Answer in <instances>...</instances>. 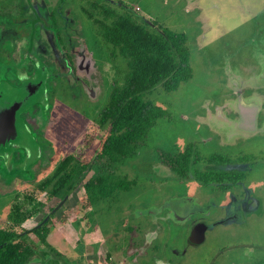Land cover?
<instances>
[{
    "label": "rangeland",
    "instance_id": "rangeland-1",
    "mask_svg": "<svg viewBox=\"0 0 264 264\" xmlns=\"http://www.w3.org/2000/svg\"><path fill=\"white\" fill-rule=\"evenodd\" d=\"M109 2L133 11L149 26L184 34L192 77L176 91L157 86L147 94L169 114L151 128L136 155L119 166L118 176L131 182L130 187L84 211L82 183L95 176L101 164L93 165L46 227V246L39 248L48 255L46 264H264V0ZM82 6L80 0H0L1 12L12 20L9 28L2 27L0 38L18 37L12 38L17 59L9 58L20 65L16 60L20 49L27 47L24 38L37 19L36 52L55 71L49 73L51 92L40 94L37 108L31 107L25 115L39 139L30 130V136L23 133L22 125L27 124H22V112L17 123L21 148L31 137L41 157L28 172L17 170L25 153L16 148L13 169L0 164L2 229H8L16 205L27 217L21 228L35 227L59 202L48 200L38 186L65 156L76 154L89 162L93 154L89 146L97 135L91 127L98 128V113L107 104L117 76L107 46ZM54 10L62 17L58 29L65 50L51 24ZM23 30L27 32L19 36ZM0 75L7 80L0 81L5 99H12L18 90L11 84L32 80L21 69L7 68L1 57ZM46 106L50 112L43 111ZM189 143L203 159L212 154L229 158V169L236 175L242 174L234 168L243 158L248 167L244 180L221 188L202 185L191 176L174 177L160 154L175 155ZM31 152L34 160L35 149ZM48 165L52 169L43 174ZM206 168L207 162L200 161L193 170ZM67 223L72 230L65 227ZM198 224L206 226L204 240L192 244L190 233ZM28 238L38 241L32 233Z\"/></svg>",
    "mask_w": 264,
    "mask_h": 264
},
{
    "label": "trees",
    "instance_id": "trees-1",
    "mask_svg": "<svg viewBox=\"0 0 264 264\" xmlns=\"http://www.w3.org/2000/svg\"><path fill=\"white\" fill-rule=\"evenodd\" d=\"M69 1L60 0L61 3ZM80 2H84V13L93 19L99 39L107 46V54L116 65L117 80L112 84L107 104L98 113V128L91 127V130H96L97 136L90 142L89 148L93 154L89 162L76 154L65 156L38 188L47 192L48 199L69 197L84 181L86 173H90L92 166L101 164L95 176H90L82 183L81 200L86 211L117 191H126L130 187L131 182L118 176L119 166L124 165L125 160L135 156L138 149L145 145L148 133L157 121L168 117L169 113L147 99V94L152 93L157 86L166 92L176 91L182 83L191 79L192 69L184 34L162 26H149L133 11L123 6L114 7L109 0H106L107 3L104 0ZM61 18L59 12L54 10L50 20L58 43L65 50V41L58 29ZM11 22V18L0 9V31L2 27L9 28ZM92 43L97 44L96 41ZM67 57L72 63V58ZM124 65L125 70H122ZM195 148L194 143H189L175 155L162 151L161 163L169 167L174 177L187 179L191 176L205 186L217 184L224 188L244 180L248 167L243 164V158H239L234 168L242 174L236 175L233 169H229V158L212 154L203 159ZM200 161H206L209 168L194 171L193 167ZM7 167L10 168L9 165ZM51 169L48 165L45 172ZM19 209L16 205L9 214L8 229L0 228V264H28L35 258L48 261V255L39 248L46 246V227L52 218L40 228L26 231L21 227L27 217ZM30 233L38 237L37 242L28 238ZM137 240L134 239L135 245L138 244L135 242ZM151 254L153 258L152 249Z\"/></svg>",
    "mask_w": 264,
    "mask_h": 264
},
{
    "label": "water",
    "instance_id": "water-1",
    "mask_svg": "<svg viewBox=\"0 0 264 264\" xmlns=\"http://www.w3.org/2000/svg\"><path fill=\"white\" fill-rule=\"evenodd\" d=\"M44 71L47 75V69H45ZM33 75L36 76L37 74L34 73ZM17 89L18 90H16V94L11 95L13 96L12 99H5L2 96L3 93L0 92V159L3 160L5 166H10L12 164L13 151L16 150V148L22 149V144H19L17 142L18 137L20 136L17 129V123L19 121L20 113L31 109L35 101L38 102L36 98V90H33L31 92L29 86L25 87V85L22 88ZM7 94L9 95V92H7ZM40 94L46 95L45 81L42 83V88L40 89L39 95ZM33 99L35 100L31 103L30 101ZM22 124L25 123L22 121ZM22 126L24 127L23 133L27 136H30V129L27 128L28 126ZM29 140L30 143L28 142ZM24 143L27 145L24 150L22 149L25 153V156L21 160L20 164L16 165L15 167L17 170L29 171L30 166L39 159V156H41V154H39L40 148L36 144L35 140L31 137L30 139L28 137ZM31 147L35 149V154H37L34 160H31V155L33 154L31 152ZM68 198V196H65V198L55 208H53V210L49 214H47L38 225L35 226V229H38L43 226L50 219V216L56 213L62 207V205L67 201ZM205 230L206 226L203 224H198L194 226L190 233L189 242H191L192 244L201 243L204 240ZM46 262V259L35 258L28 264H46Z\"/></svg>",
    "mask_w": 264,
    "mask_h": 264
},
{
    "label": "flooded vegetation",
    "instance_id": "flooded-vegetation-1",
    "mask_svg": "<svg viewBox=\"0 0 264 264\" xmlns=\"http://www.w3.org/2000/svg\"><path fill=\"white\" fill-rule=\"evenodd\" d=\"M36 22H37V19L34 21V23H32V24H30V26H29V31H28V34L25 36V38H24V40H25V44H27V47H25V45L23 46V48L22 49H20V53H19V57H20V59L19 60H16L17 62H20V65H18V66H16L15 64H14V60H12V59H10L9 57H12L13 59L15 58V59H17L16 58V56L14 57V53H16V51H15V46H14V44H13V40H12V38H14V40L16 41V39L15 38H18V37H16V36H13V35H11V36H8V37H4V38H0V41H1V44H0V57L2 58V60H3V64L5 65V66H7V68L8 67H14V68H17V69H21V71H22V73H24V72H26L27 74H28V77L29 76H31L32 77V80H30V81H28V80H25V81H19L18 83H16L15 85H13V84H11L13 87H16V88H19L21 85H22V83L23 82H25L24 83V85H25V87H27V86H29V89H31L30 91L32 92L33 90H36V92H37V94H36V98H37V100L39 101V93H40V89L42 88V83L44 82V81H46L45 83H46V86L48 85V83H49V81H51V80H53V79H51L50 77H49V73L50 72H52V73H54L55 71H54V69L52 68V66H50V68H49V65L45 62V57L44 56H40L37 52H36V46H35V37H38V32H37V28H36ZM7 30H10V29H7ZM2 31V30H1ZM0 31V32H1ZM27 31H25L24 32V30L23 31H21L20 33H19V36L22 34V35H24V33H26ZM13 36V37H12ZM8 59V60H7ZM9 60H11V63H7ZM23 60V62L24 63H22L21 61ZM31 67V68H30ZM45 69H47V75H46V73H45ZM49 70V71H48ZM12 72H14V70H12ZM34 73H36L37 75L36 76H34L33 74ZM30 77V78H31ZM0 81H7L6 80V77L4 76H1L0 75ZM44 80V81H43ZM7 83H9V82H7ZM27 85V86H26ZM38 85H39V87H38ZM33 88V89H32ZM39 88V89H38ZM46 91L49 93V92H51V88H49V86H47V88H46ZM35 99H33V100H31L30 102L32 103L33 101H34ZM48 100H49V98H48ZM41 101H43V100H41ZM36 104L34 103L33 105H32V107L33 106H35ZM48 106H46V107H43V111H46V112H50V108H47ZM33 108H37V106H35V107H33ZM30 110V109H29ZM28 112V110L27 111H25V112H23L22 113V119H23V121H24V123H26L27 124V126L29 127V129H30V131L32 132V130H31V128H30V123L29 122H27V119L25 118V115H26V113ZM49 114V113H48ZM50 115V114H49ZM51 116V115H50ZM24 118H25V120H24ZM32 134L35 136V134H34V132H32ZM35 139L37 140V139H39V138H37V136H35ZM42 154V153H41ZM41 157V156H40ZM0 164L2 165V164H4L3 163V161L2 160H0ZM13 169V167L10 165V168H9V170H12ZM26 172H28V171H26ZM42 174V173H41ZM40 174V175H41ZM43 174H48V172H44ZM40 175L38 176V178L40 177ZM48 195V194H47ZM53 198H56V197H53ZM53 198H51V199H53ZM48 199V198H47ZM51 199H48V200H51ZM56 199H58L59 200V202L57 203V205L64 199H59V198H56ZM56 205V206H57ZM55 206V207H56ZM63 206V205H62ZM55 207H52L51 208V210L47 213V214H49L52 210H53V208H55ZM46 214V215H47ZM55 214V213H54ZM53 214V215H54ZM45 215V216H46ZM53 215H51V216H53ZM45 216H44V218H45ZM43 218V219H44ZM52 217H50V219H51ZM42 219V220H43ZM41 220V221H42ZM40 221V222H41ZM39 222V223H40ZM38 223V224H39ZM37 224V225H38ZM33 228H35V227H33ZM32 228V229H33ZM32 229H29V230H26V231H31ZM99 250H100V247H99ZM78 261H76V263H77ZM98 263H103V262H101V261H97Z\"/></svg>",
    "mask_w": 264,
    "mask_h": 264
},
{
    "label": "crops",
    "instance_id": "crops-1",
    "mask_svg": "<svg viewBox=\"0 0 264 264\" xmlns=\"http://www.w3.org/2000/svg\"><path fill=\"white\" fill-rule=\"evenodd\" d=\"M70 199H71V198H70ZM70 199H69V200H70ZM74 205H76V203H75ZM150 215H152V214H150ZM65 227H69V228L72 230L70 224H68V223L65 225ZM147 231H148V230H147ZM93 233H97V231H95V232H93ZM89 234H90V233H88V234L86 233V236H89ZM144 236H145V235H144ZM49 237H50V235H48V238H49ZM48 238H47V240H48ZM101 245H102V244L99 243L98 248H99V247H102ZM92 249H94V248H92ZM100 249L102 250V248H100ZM98 251H99V250H98ZM108 253H109V252H108ZM110 255H111V257H112L111 259L116 260V259H115V256H114L111 252H110ZM101 264H103V263H101Z\"/></svg>",
    "mask_w": 264,
    "mask_h": 264
}]
</instances>
